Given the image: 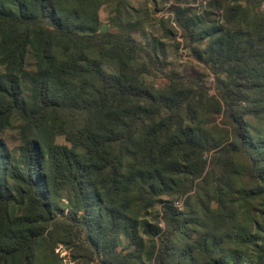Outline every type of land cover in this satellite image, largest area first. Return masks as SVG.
<instances>
[{"label":"trees","instance_id":"16d2710c","mask_svg":"<svg viewBox=\"0 0 264 264\" xmlns=\"http://www.w3.org/2000/svg\"><path fill=\"white\" fill-rule=\"evenodd\" d=\"M192 1L0 0V264H264V0Z\"/></svg>","mask_w":264,"mask_h":264},{"label":"rangeland","instance_id":"374dc122","mask_svg":"<svg viewBox=\"0 0 264 264\" xmlns=\"http://www.w3.org/2000/svg\"><path fill=\"white\" fill-rule=\"evenodd\" d=\"M131 3L139 8L140 6L145 3V0H130ZM208 2L209 0H193L190 3V6L194 8V10L201 15H207L210 13V10L208 8ZM181 6L185 5L184 3H180ZM148 7L151 9L152 8V3L148 4ZM161 8L163 6H160ZM169 6H165V9L161 10L156 14L155 19L152 21L153 25L155 26L154 30H158V28H161V24L159 19L163 18L167 23L165 25L170 26V28L174 29V33L178 32L177 35H175V40L174 39H167V44H168V51L169 54L171 55V60L176 62L178 67L182 68L184 66L190 65L193 66V68L197 69L198 71H204V68L199 65L197 62L193 61V58L190 55L189 49L185 46V42L183 38L180 36V29L178 28L177 24L174 21V13L168 8ZM111 8V4L105 3L101 9H100V17L103 22V27H109L108 26V15L109 11ZM211 14V13H210ZM214 16L211 15L210 18H213ZM135 35L138 38H141V36L135 32ZM178 47L177 49L175 47ZM209 85L211 88H214V84L209 77L208 80ZM7 142L12 146V147H17L20 143L19 141V135H18V129H17V122H15L14 126L8 128L5 131L4 134ZM60 250L61 255L64 257V264H74L71 259H70V254L69 252L62 246L58 248Z\"/></svg>","mask_w":264,"mask_h":264}]
</instances>
